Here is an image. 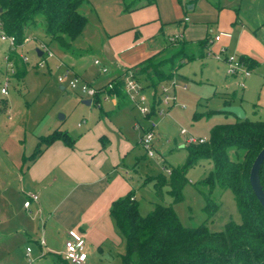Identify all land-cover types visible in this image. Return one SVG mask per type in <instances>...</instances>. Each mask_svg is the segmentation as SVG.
Instances as JSON below:
<instances>
[{
    "label": "rangeland",
    "instance_id": "obj_1",
    "mask_svg": "<svg viewBox=\"0 0 264 264\" xmlns=\"http://www.w3.org/2000/svg\"><path fill=\"white\" fill-rule=\"evenodd\" d=\"M211 1L218 3L217 11L221 18L232 16L230 43L224 49L221 48V42H211L208 46L210 56L181 64L176 74L158 84L154 91L150 87L146 88L145 104H149L153 93L161 98L162 87L169 90L172 80L178 86L186 87L185 90H174L175 105L158 103V109L163 110V115L156 118L159 123L156 130L158 134L152 143L153 155L143 159L133 177L132 189L141 215L148 213L155 203L170 205L183 226L194 227L204 223L210 231H219L224 223L229 220L238 223L240 217L232 193L229 190L220 193L215 190L213 197L218 207L212 218H206L203 210L205 199L195 186L211 169L208 160L198 159L186 170V183L181 189L182 199L178 202H172L165 186L160 188L161 195L157 196L154 186L158 183L156 176L168 177L165 169H176L183 164L186 157V135L206 140L212 125L235 119L230 113L218 111L226 103L239 105L247 119L264 121V0ZM42 23V18L38 17L35 26L25 31L27 38L14 49L7 50L6 45L0 42V88L6 86V94L0 93V264H27L25 247L32 250L31 257L38 258L36 244L30 239H49L59 247L60 236L53 230L42 234L41 224H34L33 230L26 234L20 230L15 231L14 225L10 224L11 215L17 218L24 215L22 195L18 191L20 171L28 162L24 157L32 153L36 135L39 131H45L43 129H46L49 120L54 125L74 130L80 122L78 111L96 112L93 106L84 107L68 88H59L56 79L65 73L59 61L45 55L44 59H40L41 67L35 66L39 59L35 49H40L45 40L41 31ZM91 28L92 25H86L85 30L90 34L92 32V43L96 45V32ZM209 31L210 36H214L223 30L219 29L218 23H211ZM239 33H242L244 48L254 51L251 56L258 62L257 67L249 70V77L243 79L242 88L237 84L241 80L239 76L232 79L226 76L222 60L223 56L237 59L240 55V50L234 48ZM82 38H76L73 43L80 51L85 49L87 43ZM177 40L178 37L166 43L165 46L170 45L166 49L176 48ZM190 48L194 49V46ZM49 49L52 51V48ZM6 55L11 57L8 59L10 62L22 55L27 56V62L18 61L22 66L27 64L21 78H16L10 66H6L3 58ZM163 56L165 53L162 52L158 55ZM138 80L142 86L147 83L143 76L138 77ZM76 102L79 110L75 111ZM133 113L140 119L141 115L138 116L135 110ZM60 116L65 117V120H60ZM141 117L145 120L144 116ZM142 119V127L145 129ZM180 129H185L186 135L180 134ZM32 264H50V261L49 258L35 259Z\"/></svg>",
    "mask_w": 264,
    "mask_h": 264
},
{
    "label": "crops",
    "instance_id": "obj_2",
    "mask_svg": "<svg viewBox=\"0 0 264 264\" xmlns=\"http://www.w3.org/2000/svg\"><path fill=\"white\" fill-rule=\"evenodd\" d=\"M87 2L86 24L76 37H83L87 42L85 49L80 51L74 47L75 38L72 46L79 54L62 52L52 46L50 57L59 61L65 76H77L96 88L105 86L122 69L136 67L169 43L173 35L190 42V46L205 36H209L212 43L221 42L224 49L230 43L232 16L221 18L218 3L211 0H151L145 6L127 12L122 10L121 0ZM211 23H218L219 29L223 30L214 35L218 39L210 36ZM86 25H92L91 30H95L96 45L92 43V32L85 30ZM241 39L242 33H239L234 48L240 50V55L254 59L251 56L254 51L244 48ZM208 56L210 53L205 58ZM94 59L107 68L106 73L99 72L93 64ZM24 65L26 71L27 64ZM58 84L61 90L68 88L63 83ZM72 93L84 107L93 106L96 112L78 111L77 129L63 128L49 120L45 131H39L36 142L38 137L57 127L67 132L72 144L67 146L55 140L21 168L18 191L22 202L27 193L36 194L37 199L31 201L28 208L22 206L24 215L21 217L11 215L9 222L15 231L25 234L33 230L34 224H41L42 234L53 230L60 236L59 247L49 239L40 238L42 245L38 243L40 239H30L37 247L38 258L34 260L49 258L53 264L55 255L62 256L64 241L71 235H78L83 238L87 251L83 264H120L125 244L109 216V208L112 201L133 191V177L146 158L139 145L144 130L142 117L126 97L125 100L118 97L117 100L101 101L99 106H94L90 101L83 104L87 98ZM78 107L76 102L74 110ZM134 110L140 119L134 116ZM60 120L64 121L65 117ZM142 120L146 125V119ZM135 123L139 128L134 127Z\"/></svg>",
    "mask_w": 264,
    "mask_h": 264
},
{
    "label": "trees",
    "instance_id": "obj_3",
    "mask_svg": "<svg viewBox=\"0 0 264 264\" xmlns=\"http://www.w3.org/2000/svg\"><path fill=\"white\" fill-rule=\"evenodd\" d=\"M150 2L121 0L122 10L132 11ZM87 6V0H0V23L6 34L15 37L18 45L24 41L25 31L34 27L37 18L41 17L43 43L48 49L54 46L62 52L79 54L72 42L86 24L84 10ZM209 40V36H205L195 41L194 49L190 48V42L182 39L175 42L176 48L167 50L170 45L164 46L131 68L134 77L139 81L138 77L143 76L147 83L142 89L150 87L154 91L158 84L172 78L181 64L208 55ZM161 52L165 56L158 57ZM21 60L19 57L12 61L16 78L25 73L24 66L19 64ZM238 60L248 70L258 65L248 56L240 55ZM123 70L111 79V88L106 92L125 100L121 78ZM158 99L153 93L152 109L158 104ZM55 140L67 146L72 144L66 131L55 128L38 137L32 153L24 158L32 162ZM263 145L262 120L245 117L214 124L206 140L184 147L186 157L179 168L169 169L167 178L156 176L155 194L160 196V188L165 186L175 203L182 199L186 170L198 159L208 160L211 169L195 186L205 199L203 210L206 218H212L218 207L213 197L215 190L232 193L240 217L238 223L229 220L219 231H210L204 223L194 227L183 226L170 205L155 203L148 213L141 215L133 191L112 201L109 216L125 244L120 264H264V210L248 183L250 164ZM259 180L264 190V159L259 169ZM54 263L69 264L61 255H55Z\"/></svg>",
    "mask_w": 264,
    "mask_h": 264
},
{
    "label": "built area",
    "instance_id": "obj_4",
    "mask_svg": "<svg viewBox=\"0 0 264 264\" xmlns=\"http://www.w3.org/2000/svg\"><path fill=\"white\" fill-rule=\"evenodd\" d=\"M186 19V18H185ZM179 37L177 34L173 35L169 38V41H173L174 38ZM214 39H218V36H214ZM0 42L6 45V49H14L17 44L15 43V37L13 35H8L4 32L1 27L0 23ZM211 42V40H209ZM41 55L38 57V61L35 63V66L41 67V58H45L52 56L51 51L46 47V45L42 42L40 45ZM6 63V66H10L11 71H13L12 62H10L6 56L3 57ZM21 59L23 62H27V56L22 55ZM223 63L225 65L224 72L227 76L235 78L239 76L241 80L237 82L240 88L243 87V79L247 78L250 74V71L244 67L241 61L232 56H223L222 57ZM93 64H95L99 72L106 73L107 68L102 66L97 59L93 60ZM122 84H123V91L128 99V101L138 110L141 116H144L146 119V127L143 130L140 138H139V145L141 146L142 150L146 157H151L153 155V148L152 143L157 135V122L155 120L156 116L162 115L163 110L158 109V104L152 109V97L149 104H145V96L144 91L142 89V85L137 81L134 77V70L131 68H125L122 72ZM58 83L65 82V86L68 87L71 91L79 94L80 96L87 98L90 103L94 106H99L101 101H112L117 100V96L115 94H108L106 92L107 89L111 88L112 81L110 80L105 84V86L101 88H96L89 84L88 82L78 78L77 76H72L67 78V76H59L57 77ZM169 90L166 88L161 89V98L159 97V102H164L166 104L175 105V95L174 90L176 88H180L182 90L185 89V85L176 84L174 80L170 83ZM1 94H6V86L0 88ZM96 95L98 96L95 99ZM158 102V103H159ZM182 107V105H180ZM135 128H139V124H134ZM180 134L186 135L187 131L185 129H180ZM203 138H194L191 135H186L185 143H200L203 142ZM165 172L168 174L169 169H165ZM26 199L22 202V206L24 208H28L31 201H35L37 199V195L34 193H27ZM40 245L43 244V240L40 239L38 241ZM62 257L69 263V264H83L87 257V251L85 248L84 240L81 236L78 235H71L67 238L63 243L62 249ZM24 256L26 258L27 264H32L34 262V258L30 255V249L25 247Z\"/></svg>",
    "mask_w": 264,
    "mask_h": 264
},
{
    "label": "water",
    "instance_id": "obj_5",
    "mask_svg": "<svg viewBox=\"0 0 264 264\" xmlns=\"http://www.w3.org/2000/svg\"><path fill=\"white\" fill-rule=\"evenodd\" d=\"M36 55L41 56V50L35 49ZM83 104H88L89 100H83ZM218 111L230 113L234 116L235 119L245 118L244 112L239 105H224ZM63 116H60L61 119ZM264 159V145L259 149V151L254 156L248 171V183L251 191L253 192L254 197L264 210V190L259 180V169Z\"/></svg>",
    "mask_w": 264,
    "mask_h": 264
}]
</instances>
